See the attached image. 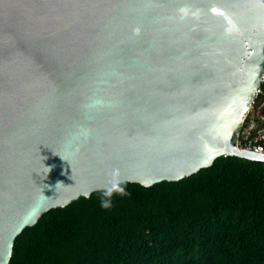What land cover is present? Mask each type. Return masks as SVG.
<instances>
[{
	"label": "water",
	"instance_id": "obj_1",
	"mask_svg": "<svg viewBox=\"0 0 264 264\" xmlns=\"http://www.w3.org/2000/svg\"><path fill=\"white\" fill-rule=\"evenodd\" d=\"M263 73L264 0H0V264L94 192L264 163L238 149Z\"/></svg>",
	"mask_w": 264,
	"mask_h": 264
},
{
	"label": "trees",
	"instance_id": "obj_2",
	"mask_svg": "<svg viewBox=\"0 0 264 264\" xmlns=\"http://www.w3.org/2000/svg\"><path fill=\"white\" fill-rule=\"evenodd\" d=\"M103 192L43 214L8 264H264V163L227 156L178 182L124 183L107 209Z\"/></svg>",
	"mask_w": 264,
	"mask_h": 264
},
{
	"label": "built area",
	"instance_id": "obj_3",
	"mask_svg": "<svg viewBox=\"0 0 264 264\" xmlns=\"http://www.w3.org/2000/svg\"><path fill=\"white\" fill-rule=\"evenodd\" d=\"M262 83H264V73L262 75L260 86L255 91V97L252 105L263 95V90L261 89ZM263 106L264 100H260L257 114L254 117H249V120L245 122L246 118L248 117L247 114L239 135V150H246L256 154L264 155V117L262 119H257L259 111L263 108Z\"/></svg>",
	"mask_w": 264,
	"mask_h": 264
},
{
	"label": "clouds",
	"instance_id": "obj_4",
	"mask_svg": "<svg viewBox=\"0 0 264 264\" xmlns=\"http://www.w3.org/2000/svg\"><path fill=\"white\" fill-rule=\"evenodd\" d=\"M94 103H98V102H94ZM87 135V132L83 129H78V131L76 133H74V136H78V135ZM119 193L122 195H128V193L123 189L120 188L118 189ZM114 193V189L110 186L109 188H107L104 192H103V198L101 199V207L102 208H110L112 206V202H111V196Z\"/></svg>",
	"mask_w": 264,
	"mask_h": 264
}]
</instances>
